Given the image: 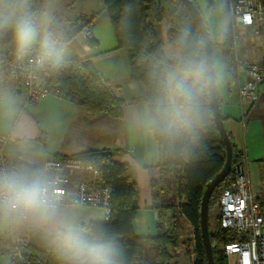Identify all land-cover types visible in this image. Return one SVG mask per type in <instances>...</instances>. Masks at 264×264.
I'll return each instance as SVG.
<instances>
[{
  "label": "crops",
  "instance_id": "0c3cea01",
  "mask_svg": "<svg viewBox=\"0 0 264 264\" xmlns=\"http://www.w3.org/2000/svg\"><path fill=\"white\" fill-rule=\"evenodd\" d=\"M42 1L48 6L44 4L37 17H50L52 20L48 24L56 18V25L57 21L62 20L68 25L67 31L80 27V17L94 16L90 39L93 44L89 45L81 34H77L66 55L90 59L98 74L109 82L115 96L122 101V117L114 120L107 116H91L77 104L52 93L35 103H28L21 86L10 77L7 66L0 61V136L6 138L3 145L6 165L12 166L15 160H19L31 167H42L45 160L55 155L70 157L88 150H109L114 162L130 167L137 185L138 197L133 202L137 210L132 223L133 233L137 237L157 236L165 229L163 222L170 225L169 217L163 220L159 217L158 207L183 203L184 198L175 195V174L166 176L159 170L161 153L153 133L133 130L129 125L132 113L145 105V87L130 80L126 53L117 46L101 0ZM195 2L204 19L209 11L206 1ZM212 11L213 25L206 27L212 63L219 80V87L215 88L219 112L231 144L245 153L250 190L256 192L264 182V84L260 86L259 99L254 105L240 99L238 86L244 76L242 67L245 63L264 65V32L257 24L252 27L236 26L230 14L229 0H214ZM168 30L165 32L166 41ZM222 33L228 37L237 62V78L230 86L226 82L217 47L218 35ZM175 49L168 41L167 44L163 42L165 55L171 61L170 54ZM3 50L14 51V46L12 43L0 46V51ZM82 162L84 170H76L68 175L71 179L91 182L90 170L95 167L89 161ZM68 206L75 208L88 226L104 222L101 209ZM175 227L179 239L180 227L192 230L183 217L179 218V224L175 223ZM33 231L40 230L24 227L12 233L0 234V264L11 263L12 236H29ZM190 257H194L193 253Z\"/></svg>",
  "mask_w": 264,
  "mask_h": 264
},
{
  "label": "trees",
  "instance_id": "16d2710c",
  "mask_svg": "<svg viewBox=\"0 0 264 264\" xmlns=\"http://www.w3.org/2000/svg\"><path fill=\"white\" fill-rule=\"evenodd\" d=\"M101 1L112 26L117 46L126 53L130 80L139 82L145 87L144 102L146 103L157 91L156 74L173 63L165 55L163 42L157 34V29L164 18L161 2L160 0ZM169 1L172 10L169 13L167 41L177 48L179 38L185 31L190 33L193 40H198L201 36L197 23L183 1ZM190 1L197 7L195 0ZM205 1L207 9L212 10L214 0ZM260 2L264 4V0ZM34 3L35 0H29V11L36 19L38 13ZM79 19L81 27L75 31L62 32L54 22L40 28L41 32H52L59 41V59L56 64L50 65L46 87L50 93L77 104L87 110L91 116H107L120 120L123 103L115 96L109 82L98 74L90 59L66 55L72 39L81 33L82 27L88 21L84 16ZM90 20L94 21L93 15ZM86 41L89 45L93 44L91 40ZM9 44H11V33L0 40V46ZM217 47L221 53L225 79L230 86L237 78V62L226 34L218 35ZM205 110V117L194 138L177 144L168 151L159 148L161 153L159 170L166 176L175 174V195L179 198L183 197L184 202L158 207L159 217L162 220L169 217L170 225L154 237H137L133 233L132 223L137 214L133 202L138 197V189L129 166L114 162L109 150H88L70 157L53 156L59 161L71 158L91 162L98 169L102 182L111 188L110 219L89 226L101 229L105 236L115 243L122 264H170L174 260L172 249L179 244L175 227L178 216L183 217L193 230L194 259L191 264H207L200 236V205L206 186L221 172L226 163V149L214 122L209 96L206 97ZM153 136L158 145L163 143L162 137L155 134ZM231 145L230 173L217 188L222 186L223 189L234 178L235 168L246 160L244 151ZM21 165L29 166L19 160H15L12 166ZM217 188L208 202V215L211 206L215 203L217 209L214 230L209 232V238L214 264H225L221 248L234 237L221 227L219 197L214 198ZM28 237L23 253L24 257L29 258L30 264H62L58 253V241L54 234L33 231ZM148 245L156 247V257L147 256ZM30 250L35 251L34 254L30 253ZM10 256V264H22L13 246ZM171 263L175 264V262Z\"/></svg>",
  "mask_w": 264,
  "mask_h": 264
},
{
  "label": "clouds",
  "instance_id": "9594fccd",
  "mask_svg": "<svg viewBox=\"0 0 264 264\" xmlns=\"http://www.w3.org/2000/svg\"><path fill=\"white\" fill-rule=\"evenodd\" d=\"M213 11L205 13L213 25ZM11 33L17 61L35 55L40 67L56 64L59 41L41 32L29 0H0V40ZM207 40L183 32L170 54L173 63L155 76L157 91L129 118L133 130L163 138L157 147L168 151L194 138L205 117L206 97L219 80L203 55ZM58 181L43 167H0V234L30 227L54 234L62 264H122L115 243L99 228L88 226L77 210L62 199Z\"/></svg>",
  "mask_w": 264,
  "mask_h": 264
},
{
  "label": "built area",
  "instance_id": "2783aa9c",
  "mask_svg": "<svg viewBox=\"0 0 264 264\" xmlns=\"http://www.w3.org/2000/svg\"><path fill=\"white\" fill-rule=\"evenodd\" d=\"M229 2L230 14L236 26L252 27L257 24L264 32V4L260 0ZM84 17L88 21L82 27L81 35L85 40H90L94 22L89 21L91 15ZM0 61L7 66L10 77L21 86L28 103H35L51 94L46 87L50 65L40 67L35 63V55L17 61L14 51L3 50L0 51ZM242 70L244 76L239 82L238 95L243 102L254 105L259 99L260 86L264 84V65L245 63ZM5 141L6 138L0 136V167H7L3 156ZM42 167L58 181L66 204L101 209L104 221L110 219L111 188L102 182L97 168L90 170L92 181L88 182L71 179L68 175L85 169L78 159L59 161L48 158ZM218 206L222 229L234 237L221 248L225 264H264V182L256 192L250 190L245 162L235 168L234 178L221 190ZM163 227L168 228L167 222H163ZM11 240L21 263L30 264L23 253L29 237L13 235Z\"/></svg>",
  "mask_w": 264,
  "mask_h": 264
},
{
  "label": "water",
  "instance_id": "95a60500",
  "mask_svg": "<svg viewBox=\"0 0 264 264\" xmlns=\"http://www.w3.org/2000/svg\"><path fill=\"white\" fill-rule=\"evenodd\" d=\"M185 4L186 8L189 10L193 18L195 19L200 36H204L207 40L206 47L204 48L205 57L212 63V54H211V44L209 39V33L204 22L203 16L201 12L197 9V7L190 0H182ZM213 65V63H212ZM209 102L214 118V122L216 128L222 138V141L225 145L226 149V163L221 170V172L206 186V189L203 193V197L200 205V236L202 239V244L204 247L207 264H214L212 248L210 244L209 238V226H208V202L210 196L213 191L224 182V180L228 177L231 168V160H232V145L229 139V136L224 128V123L222 120V116L219 112L218 100L215 93V87L209 93Z\"/></svg>",
  "mask_w": 264,
  "mask_h": 264
},
{
  "label": "rangeland",
  "instance_id": "374dc122",
  "mask_svg": "<svg viewBox=\"0 0 264 264\" xmlns=\"http://www.w3.org/2000/svg\"><path fill=\"white\" fill-rule=\"evenodd\" d=\"M160 2H161V5L164 9V18H163V22L161 23V25H159L157 32H158L159 38L164 42V44H167L165 32H166V29H169V13L172 10V6H171L169 0H160ZM45 3L46 2H44L42 0H36V4L34 5V7L37 10V13H38V11L41 10V7H43V5ZM45 5L48 6L47 4H45ZM35 20L37 22V25L40 27L42 25L43 26L48 25L49 21L51 22L52 19L48 16H47V19H46V17L42 18V17L36 16ZM54 20H53V22H55ZM56 23L58 25V28H60V30L62 32H65L69 29L68 25L63 23L62 20H59ZM69 31H71V30H69ZM221 190H222V186L217 188V190L214 193L215 194L214 198H218L220 196ZM209 213H210L208 215L209 232H213L214 221H215L214 219H215V216L217 215L216 203L211 206ZM179 218L180 217L178 216L177 221H176L177 225L179 224ZM179 231H180V235H181V237L179 239V244L175 249H172V254L174 256V262L176 264H191V260L194 259V257H190V254L194 253V249H193V245H192V242L194 241L193 230H189V228L183 230V228L180 227ZM29 252L34 254L35 251L30 250ZM146 254H147V256H151V257L155 256L156 257L157 256L156 247L153 245H148L146 247Z\"/></svg>",
  "mask_w": 264,
  "mask_h": 264
}]
</instances>
